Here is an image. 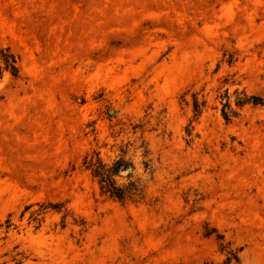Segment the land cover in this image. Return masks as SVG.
Masks as SVG:
<instances>
[{"label":"rangeland","instance_id":"obj_1","mask_svg":"<svg viewBox=\"0 0 264 264\" xmlns=\"http://www.w3.org/2000/svg\"><path fill=\"white\" fill-rule=\"evenodd\" d=\"M244 95L264 99V0H0V264H264Z\"/></svg>","mask_w":264,"mask_h":264},{"label":"trees","instance_id":"obj_2","mask_svg":"<svg viewBox=\"0 0 264 264\" xmlns=\"http://www.w3.org/2000/svg\"><path fill=\"white\" fill-rule=\"evenodd\" d=\"M2 60L5 64V68H10L13 75L17 73L15 67V59L11 56V63L8 62V57L5 53L1 54ZM245 104H251L253 106H260L264 110V99L256 96H243L242 99L236 102L237 106ZM197 110V103H194V111ZM229 105L228 103L223 104L221 110V116L224 121H229ZM83 164L86 169L89 170L93 179L97 181L99 190L102 194L107 195L109 198L123 203L125 201H135L141 197L142 187L137 182H128L125 185H117L114 177L127 169V165L120 159L115 161L111 166H107L102 163L97 157H85ZM230 258L226 261L229 262Z\"/></svg>","mask_w":264,"mask_h":264}]
</instances>
